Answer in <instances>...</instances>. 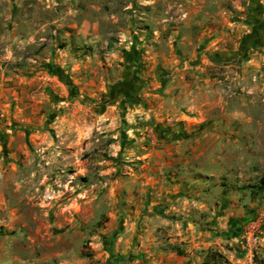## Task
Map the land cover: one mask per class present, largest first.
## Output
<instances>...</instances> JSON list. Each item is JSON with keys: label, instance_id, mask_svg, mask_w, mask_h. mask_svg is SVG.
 <instances>
[{"label": "rangeland", "instance_id": "1", "mask_svg": "<svg viewBox=\"0 0 264 264\" xmlns=\"http://www.w3.org/2000/svg\"><path fill=\"white\" fill-rule=\"evenodd\" d=\"M0 0V264H264V0Z\"/></svg>", "mask_w": 264, "mask_h": 264}, {"label": "crops", "instance_id": "2", "mask_svg": "<svg viewBox=\"0 0 264 264\" xmlns=\"http://www.w3.org/2000/svg\"><path fill=\"white\" fill-rule=\"evenodd\" d=\"M197 0H185L184 4L181 6L189 14V19L193 17V12L196 10ZM197 11V10H196Z\"/></svg>", "mask_w": 264, "mask_h": 264}, {"label": "trees", "instance_id": "3", "mask_svg": "<svg viewBox=\"0 0 264 264\" xmlns=\"http://www.w3.org/2000/svg\"><path fill=\"white\" fill-rule=\"evenodd\" d=\"M258 188L260 191L264 190V177L260 179Z\"/></svg>", "mask_w": 264, "mask_h": 264}]
</instances>
